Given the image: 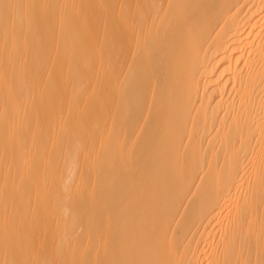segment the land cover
Masks as SVG:
<instances>
[{"label": "bare ground", "instance_id": "6f19581e", "mask_svg": "<svg viewBox=\"0 0 264 264\" xmlns=\"http://www.w3.org/2000/svg\"><path fill=\"white\" fill-rule=\"evenodd\" d=\"M0 264H264V0H0Z\"/></svg>", "mask_w": 264, "mask_h": 264}]
</instances>
